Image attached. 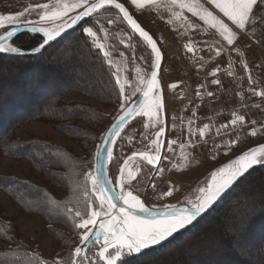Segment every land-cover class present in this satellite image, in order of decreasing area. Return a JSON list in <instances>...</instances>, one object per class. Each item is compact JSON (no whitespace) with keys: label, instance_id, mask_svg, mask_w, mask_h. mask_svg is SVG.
<instances>
[{"label":"snow or ice","instance_id":"6c2138e0","mask_svg":"<svg viewBox=\"0 0 264 264\" xmlns=\"http://www.w3.org/2000/svg\"><path fill=\"white\" fill-rule=\"evenodd\" d=\"M209 3L231 22V26L203 7L200 0H164L163 3L161 0H130V4L137 10H142L145 6L165 7L177 19L181 14L175 9L179 8L181 11L186 9L187 12L203 21L209 29L218 32L230 49L235 50L240 56L244 55L243 52L232 46L238 43L242 33L252 32L254 39L256 29L259 28L261 34L264 35V0H209ZM109 7L118 10L117 15L122 16V20L131 26L132 32L138 33L150 48L151 70L141 73V70L137 68L138 77L134 84H130L127 79L121 82L119 67L113 74L119 89V114L104 134L102 142L96 145L91 170L83 174L86 185L90 184V192H85L87 197L85 210L82 212L79 208H62L60 202L51 198L49 200L53 209L64 211L73 221L74 228L81 230L79 232L80 243L75 246L71 254V264H131L127 258L132 257L133 254H142L144 250L162 244L175 233L191 225L249 169L255 165L264 166V144H260L244 151L230 163L212 171L210 180L204 186L198 187L192 196L186 197L184 204L180 206L164 203L160 207H149L139 195L132 191L133 181L137 180V174L140 172V165L137 162L133 168L130 162L136 161L139 157V161L146 162L157 171L163 172L164 169L158 167L162 159L161 150L165 146L170 147L176 144L177 141L172 140L165 145L161 139L165 136L164 121L161 118L165 110L160 76L162 51L149 32L133 18L125 4L118 0H47L43 3L30 4L15 14H0V30H3L0 31V54H23V50L13 42V38L22 28L39 37L38 46L33 47L32 51L40 53L67 30L80 24L83 33L92 39L97 49L103 52L109 66H113L114 62L110 58V52L105 50V45L98 37V32L105 31L103 26L94 30L95 26L81 24V22H86L87 17H94L97 13L103 15L101 10ZM37 9L38 12H36ZM32 12H36L38 19L29 18ZM107 23L111 25L115 21L109 19ZM189 26L193 29L198 27L194 24ZM127 47L132 48L133 46L128 44ZM185 48L188 52L195 51L191 43L186 44ZM213 50L217 56H220L224 49ZM229 67L231 68V61H229ZM244 68L248 71L246 63ZM218 71V68L214 69L211 75L216 76ZM248 79L250 83L254 82L250 74ZM211 83L220 84L221 81L214 79ZM177 86L173 83L168 87L176 89ZM126 87H131V92L126 91ZM251 91L256 96L264 97L262 91L255 89ZM136 93H139V96L129 103ZM196 94L202 98L201 92L197 91ZM213 95V92H207V96ZM134 117H147L148 123H144L143 127L145 129L155 128V138L149 141L148 150L133 153L123 161L117 177L109 178L107 168L115 159L113 148L121 138L125 126ZM233 117L227 124L221 125V128L227 129L229 125L243 126L246 123L243 115L233 113ZM188 123L190 136L196 135L198 131V136L204 138L206 132L210 130L209 124H204L202 128L194 130L191 127L194 121L189 120ZM251 123L254 124L255 121ZM219 133L220 129H217V135ZM250 135L256 136V130L251 129ZM144 139H148L147 134ZM236 143V141H230L225 147L231 149ZM189 144L192 147L196 146L191 141ZM184 147V144H180L181 156L184 160H188V156L183 151ZM217 147L220 146L217 145ZM225 154L227 155V152ZM113 183L115 187L112 186ZM152 187L155 185L153 184ZM174 191H179V189L170 187L161 194L160 199L172 197ZM244 232L246 234V228ZM93 249L96 250L93 251ZM239 251L241 255L246 254V249L242 247ZM53 264H66V262L56 258Z\"/></svg>","mask_w":264,"mask_h":264},{"label":"rangeland","instance_id":"374dc122","mask_svg":"<svg viewBox=\"0 0 264 264\" xmlns=\"http://www.w3.org/2000/svg\"><path fill=\"white\" fill-rule=\"evenodd\" d=\"M43 2L47 1L0 0V14H15L22 11L30 4ZM118 2L124 3L129 9V12L151 33L159 44L164 57H166L161 72V85L163 88L166 115L165 145L172 140L177 141L176 144L170 147H164L162 161L159 166L164 169L163 172L157 171L156 168L147 165L143 161H139V159L130 162L133 168H135L137 162L140 165V172L137 174V180L133 181L132 191L142 197L146 206L149 207H160L164 203H172L180 206L184 204L186 197L192 196L198 187L204 186L206 182L210 180L212 171L230 163L244 151L264 144V122L259 124L255 122L253 124L251 122L255 121L254 117L244 116L246 123L243 126L229 125V128L223 129L220 125L217 128L220 129L219 135H217V130L213 131L210 127V130L206 132L204 138L198 136V131L196 135L190 136L188 132L189 120L194 121L191 125L194 130L202 128L203 125L208 124V122L198 101L193 82L189 81V86L184 87L179 81L180 75L178 67H186L181 39L187 34L194 32L206 36L211 29L204 25L203 21L199 20L198 17L187 12L186 9L183 11L179 8L175 9V11L181 14L180 18L177 19L165 7L156 8L145 6L142 10H137L130 4V0H118ZM163 2L164 0H161V3ZM200 3L203 7L212 11L214 15H217L218 18L223 19L231 26V22L228 21L222 13H219V10L216 9L214 5L210 4L209 0H200ZM38 11L37 9L36 12ZM36 12H32L29 18L34 20L38 19ZM101 12L104 14L100 15L97 13L90 19L91 21L89 23L83 25L95 26L94 30L95 28L103 26L105 31L98 32V37L101 43L105 45V50L111 54L110 58L114 62L112 66L114 73L117 67H119L121 82L123 83L124 80L127 79L130 84H134L138 77V73L136 72L137 68L141 70V73L151 70L150 64L152 57L150 55V48L143 40L136 37L130 31L125 21L122 20V16L117 15V10L107 8ZM109 19H113L115 23L109 25L107 23ZM192 24L198 27L193 29L189 26ZM8 27L10 28L12 26ZM212 33L214 36L205 40L203 42L204 46L212 49H224L228 46L224 45L225 42L222 37L219 36L218 32L214 31ZM129 37H131V39H129ZM250 39L264 49V44L260 45L252 38ZM128 44H131L133 47H127ZM101 53L103 54V52ZM171 57H174L175 61L170 62ZM76 79H89L96 85L102 83L99 78L87 75L84 72L76 73ZM173 83L178 85L176 89H170L168 87ZM126 91L131 92V87H126ZM184 91L190 93V98L191 101L194 102V105L193 109H190L189 113H187L188 118H185L184 122L180 123L178 121L179 111L177 103ZM96 94L101 93H97L96 91ZM138 95L139 93H136L135 96H132L129 103L136 100ZM65 102L82 103L98 111V116H95L94 120H92V127H85L88 131L85 137L81 139L71 138L56 130L51 124L39 120L27 121L18 125L14 133L20 140L30 138L39 139L43 142L64 148L74 155L75 163H71L68 166V183L70 185V190L73 189V193L78 195L77 201L82 199V208L79 210L83 212L85 210L87 197L85 194L84 196H80L78 190L81 188L84 193L86 191L90 192V184L86 185L83 174L91 170L95 147L102 142L104 134L114 122L115 117L119 114V101L114 103L111 102L108 105H102L97 101L86 99L81 95H72L67 97ZM193 113H195V116H193ZM258 115H264V110L258 109ZM27 117L28 115H26V118ZM161 118L163 119L162 114ZM198 118L202 119L200 125H196ZM233 118L234 117H232V119ZM229 121L230 120L225 124ZM144 123H148L147 117H135L132 123L122 132L121 138L118 139L117 144L113 148L115 159L108 165L109 178L114 179L118 176L119 168L123 161L132 153L148 150L149 141L155 138L154 134L156 129L152 127L145 129L143 127ZM251 129L256 130V136L250 135ZM228 130H235V133L229 136H222L223 133ZM145 134L148 136L147 140L144 139ZM130 137L131 139H129ZM189 141L196 146L192 147ZM230 141L237 142L231 149L225 147ZM180 144L185 145L183 151L188 156V160L182 158ZM217 145L220 147H217ZM226 152L227 155L225 154ZM60 158L61 156L58 155L54 157L56 162L59 161ZM47 161L48 160H45L41 164ZM49 172L48 176H53V173H58L51 169ZM0 175L13 176L23 181L27 180L29 184L44 188L47 194L58 199L67 196L66 193L68 190L66 189L67 185L65 186L66 183L64 181L56 175L53 176L56 180L55 184L64 186L63 190L61 188L59 189L57 185L54 186L44 175L36 172L27 160L0 157ZM153 184L155 187H152ZM113 185L115 186L114 183ZM170 187L179 189V191H174L172 197L160 199L161 194ZM14 190H16V188H14ZM22 191L23 189H19L16 192ZM24 201L31 207L39 206L42 208L47 204L48 200L46 201L40 198L38 200L37 197L32 194ZM50 205L45 208V211L58 216L52 205ZM0 206H2L8 218L14 221L18 229V237L26 243L29 250L36 256L38 264H53L56 258L66 262V264H71V254L75 246L80 243L79 232L81 230L74 228L73 221L70 218L64 221L69 227L66 225H64L66 226L64 227L62 226L63 224L50 223L46 221L42 215L26 213L3 192H0ZM10 248V245L0 241V251H6ZM95 250L96 249H93V251Z\"/></svg>","mask_w":264,"mask_h":264},{"label":"trees","instance_id":"16d2710c","mask_svg":"<svg viewBox=\"0 0 264 264\" xmlns=\"http://www.w3.org/2000/svg\"><path fill=\"white\" fill-rule=\"evenodd\" d=\"M38 41L35 34H22L13 39L23 51H32ZM78 72L95 76L102 83L96 85L89 79H76ZM113 74L112 66L81 26L38 56L0 54V157L27 160L36 172L63 190L64 186L55 184L53 176H58L68 190L65 198L58 199L27 180L0 175V192L26 213L39 214L50 223L69 227L64 223L69 218L64 211L54 209L58 216L45 211L50 198L60 202L62 208L81 209L83 202L77 201L78 195L70 190L68 183V166L75 163L74 155L39 139L20 140L15 129L27 121L39 120L71 138L85 137L88 134L85 127H92L98 111L82 103H66L65 99L81 95L102 105L119 101ZM55 155L61 156L57 162ZM45 160L48 161L41 164ZM50 169L58 173L48 176ZM19 189L23 191L16 192ZM32 194L38 200H48L42 207L44 212L39 206L31 207L24 201ZM78 194L85 193L80 188ZM18 236L14 221L0 206V241L11 247L0 251V264H38L36 256ZM241 247L246 249V254L241 255ZM127 259L131 264H264V166L253 167L204 218L171 242Z\"/></svg>","mask_w":264,"mask_h":264},{"label":"built area","instance_id":"2783aa9c","mask_svg":"<svg viewBox=\"0 0 264 264\" xmlns=\"http://www.w3.org/2000/svg\"><path fill=\"white\" fill-rule=\"evenodd\" d=\"M203 37L199 33H189L181 39L184 51L186 67H178L180 83L184 87L193 82L195 91L202 93L198 97L201 108L204 111L207 122L216 131L220 125L231 120L233 113L245 117H254L257 124L264 122V115H258V109L264 110V97L256 96L251 89L264 92V49L255 44L246 35L241 34L238 43L232 48H239L243 56L238 55L230 46L224 48L220 56L212 48L204 46ZM191 43L194 52L186 51L185 45ZM175 61L174 57L170 62ZM231 61V68L229 67ZM165 62V61H164ZM247 64L248 71L244 64ZM219 69L216 76H212L214 69ZM231 72V75H229ZM249 74L253 83L249 82ZM219 79L220 84H212L211 81ZM203 86V87H201ZM214 93L207 96V92ZM178 121L184 122L190 109H193L194 102L191 101L190 93L186 91L178 99ZM202 119L198 118L196 125H200ZM235 130H228L222 136L234 134Z\"/></svg>","mask_w":264,"mask_h":264},{"label":"water","instance_id":"95a60500","mask_svg":"<svg viewBox=\"0 0 264 264\" xmlns=\"http://www.w3.org/2000/svg\"><path fill=\"white\" fill-rule=\"evenodd\" d=\"M110 8V7H109ZM102 10H104V9H102ZM101 10V11H102ZM116 10V9H115ZM118 11V10H117ZM131 14V13H130ZM132 15V14H131ZM92 17H87L86 18V22L87 21H89L90 19H91ZM133 18L134 19H136L134 16H133ZM137 20V19H136ZM86 22H81V24H85ZM137 22H138V20H137ZM125 23L127 24V22L125 21ZM139 23V22H138ZM141 25V24H140ZM81 25L80 24H78V25H76V26H74L73 28H71V29H69V30H67L65 33H63L60 37H58L57 38V40H55V41H53V42H51L48 46H46V48H48L50 45H52L53 43H55V42H57V41H59L60 39H62V38H64L65 36H67V35H69L70 33H72L73 31H75L76 29H78L79 27H80ZM127 26H128V28L130 29V31L132 32V29H131V26L130 25H128L127 24ZM142 26V25H141ZM143 27V26H142ZM144 28V27H143ZM145 29V28H144ZM146 30V29H145ZM147 31V30H146ZM149 32V31H148ZM133 33V32H132ZM22 34H32V33H29V32H27L25 29H23L22 28V30L21 31H19V32H17V35L14 37V38H16V37H18V36H20V35H22ZM136 37H138L139 39H141L142 40V38L138 35V33H133ZM149 34L151 35V33L149 32ZM152 36V35H151ZM153 37V36H152ZM13 38V39H14ZM153 39L155 40V38L153 37ZM157 42V41H156ZM157 45H158V47H160L159 46V44L157 43ZM45 48V49H46ZM161 49V48H160ZM44 51V50H43ZM42 51V52H43ZM162 51V50H161ZM42 52H40V53H42ZM40 53H34L33 51H23V54L22 55H16V54H4V55H8V56H13V57H35V56H38ZM163 54V53H162ZM163 62H164V55H163V61H162V64H161V71H160V76H161V72H162V66H163ZM139 96V95H138ZM162 116H163V121H164V127H165V136L162 138V141L165 143V141H166V115H165V110H164V112L162 113ZM135 119V117L125 126V129L132 123V121ZM124 129V130H125ZM259 146V145H258ZM255 147H257V146H255ZM255 147H253V148H255ZM163 150H164V147L162 148V150H161V156L163 157ZM133 154V153H132ZM131 154V155H132ZM136 159H139V157H137ZM161 161H162V159H161ZM146 163V162H145ZM160 164H161V162H160ZM160 164L158 165V167L160 166ZM122 165H123V163H122ZM121 165V166H122ZM149 166H151V165H149ZM255 166H258V165H255ZM255 166H253V167H255ZM152 167V166H151ZM252 169V168H251ZM251 169H249V171L251 170ZM248 171V172H249ZM247 172V173H248ZM107 173H108V168H107ZM247 173H245L244 174V176L247 174ZM108 176H109V174H108ZM244 176H242V177H240L230 188H228L222 195H221V197L217 200V202L207 211V212H205V213H203L200 217H198L197 218V220H195L191 225H188L186 228H184L183 230H181V231H179V232H177V233H175L172 237H170L167 241H165V242H163L162 244H160V245H157V246H154V247H152V248H156V247H160V246H162V245H165V244H168L169 242H171L173 239H175L178 235H180L183 231H185L187 228H189V227H191V226H193L195 223H197L198 221H200L202 218H204L211 210H212V208H214L218 203H220V201L236 186V184L244 177ZM113 187H115L114 185H112ZM136 194V193H135ZM141 199H142V197H141ZM117 203H119V202H117ZM149 249H151V248H149ZM147 250V249H146ZM146 250H144V251H146Z\"/></svg>","mask_w":264,"mask_h":264},{"label":"crops","instance_id":"0c3cea01","mask_svg":"<svg viewBox=\"0 0 264 264\" xmlns=\"http://www.w3.org/2000/svg\"><path fill=\"white\" fill-rule=\"evenodd\" d=\"M211 30L208 33V35H206V36L199 33L203 37L202 42H204L205 40L210 39V38H212V36H214L212 32H214L215 30H213V29H211ZM246 34L250 38H252V36H253L252 32H247ZM253 40L255 42L259 43L260 45L264 44V35L261 34V30L259 28L256 29V35H255V38ZM224 42H225L224 45H227L226 41H224Z\"/></svg>","mask_w":264,"mask_h":264},{"label":"bare ground","instance_id":"6f19581e","mask_svg":"<svg viewBox=\"0 0 264 264\" xmlns=\"http://www.w3.org/2000/svg\"><path fill=\"white\" fill-rule=\"evenodd\" d=\"M164 63V62H163ZM163 67V66H162Z\"/></svg>","mask_w":264,"mask_h":264}]
</instances>
